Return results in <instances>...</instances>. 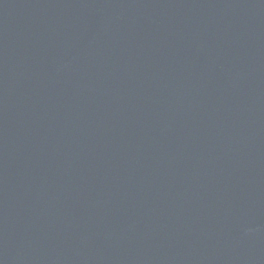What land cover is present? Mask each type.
<instances>
[{
	"label": "water",
	"instance_id": "obj_1",
	"mask_svg": "<svg viewBox=\"0 0 264 264\" xmlns=\"http://www.w3.org/2000/svg\"><path fill=\"white\" fill-rule=\"evenodd\" d=\"M0 264H264V0H0Z\"/></svg>",
	"mask_w": 264,
	"mask_h": 264
}]
</instances>
